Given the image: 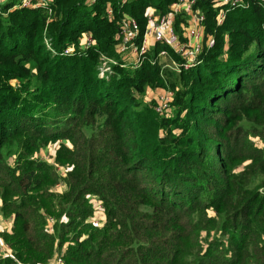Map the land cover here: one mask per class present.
Listing matches in <instances>:
<instances>
[{
  "label": "trees",
  "instance_id": "obj_1",
  "mask_svg": "<svg viewBox=\"0 0 264 264\" xmlns=\"http://www.w3.org/2000/svg\"><path fill=\"white\" fill-rule=\"evenodd\" d=\"M18 1L0 3V200L14 218L0 264H264V0L220 25L216 0H195L215 44L191 69L160 63L157 43L109 75L123 17L140 42L148 8L177 0H54L51 17ZM159 87L172 113L144 100ZM59 141L51 164L40 154Z\"/></svg>",
  "mask_w": 264,
  "mask_h": 264
},
{
  "label": "built area",
  "instance_id": "obj_2",
  "mask_svg": "<svg viewBox=\"0 0 264 264\" xmlns=\"http://www.w3.org/2000/svg\"><path fill=\"white\" fill-rule=\"evenodd\" d=\"M7 0H0V3H5ZM121 5H124L132 0H118ZM54 0H19L17 7L42 8L47 11L51 17L53 13ZM195 0H177L171 5V10L168 13L160 14L156 8L149 7L146 12L147 25L142 40L139 42L140 26L136 18L124 16L120 25L119 32L116 36V49L119 53V59L108 57L104 54L101 56L100 73L101 75H109L113 71V66L121 65L123 67H139L145 59L147 53L160 43L166 46L158 53V61L164 66L181 72L188 70L200 62V55L205 48H210L215 44L213 35L205 33V15L201 10L195 8ZM244 0H216L215 5L219 7L217 16L218 25L222 24L229 6H242ZM107 13L109 17L114 15L112 7H108ZM182 15V26L184 30L179 32L176 27V18ZM188 24V26H187ZM186 26V27H185ZM95 39L91 33H85L81 47L86 49L94 45ZM47 45L50 47V41L47 40ZM73 51L68 47L65 52ZM162 59V61H160ZM174 93L171 90L164 92L158 99L155 110L157 113H164L171 106ZM0 200V205H1ZM101 206V205H99ZM102 220L99 225L104 223V214L100 216ZM90 222H99L97 217H90ZM54 219H48V229L53 232ZM11 231V230H10ZM8 244H2L3 254L8 250ZM51 264H65L61 256L54 258Z\"/></svg>",
  "mask_w": 264,
  "mask_h": 264
},
{
  "label": "rangeland",
  "instance_id": "obj_3",
  "mask_svg": "<svg viewBox=\"0 0 264 264\" xmlns=\"http://www.w3.org/2000/svg\"><path fill=\"white\" fill-rule=\"evenodd\" d=\"M219 13V11H218ZM183 17L182 15H179L177 18H176V21L178 22L177 23V26L179 28V32H182L184 30V27L182 26V21H183ZM186 19V17H184ZM188 26V24H187ZM186 27V26H185ZM162 61V59L160 60ZM167 90H170L168 87L167 88H157V89H148L147 92L145 93V95L143 96L144 97V100L148 103H154V105H157L158 103V99L159 97L164 93L166 92ZM172 109V108H171ZM170 110V108H169ZM174 110V108L171 111ZM254 142L258 145L261 144V142L255 138L254 139ZM61 141L57 142V143H53V144H49L47 149L43 150L42 153L40 154L45 160H47V162L49 163H54V157L53 155L55 154L57 148L59 147ZM60 173L62 175H66V169L63 168V166L60 167L59 169ZM63 189H64V183L61 181L60 183L56 184L54 187H53V191L56 192V193H62L63 192ZM261 192L264 193V188H261L260 189ZM101 205V206H99ZM96 209H97V214H95V216L93 217H97L98 221L99 222H94V225H97V226H101L99 225L101 223V219H100V216L102 215V213L104 214V208H103V204L100 202V201H97L96 202ZM48 219H51L53 217L51 216H47ZM54 219V218H53ZM4 220V215L0 216V223H2V221ZM55 222V221H54ZM104 222H105V218H104ZM104 224V223H103ZM102 224V225H103ZM54 229V228H53ZM2 250V249H1ZM7 252V251H6ZM3 253V251H2Z\"/></svg>",
  "mask_w": 264,
  "mask_h": 264
},
{
  "label": "crops",
  "instance_id": "obj_4",
  "mask_svg": "<svg viewBox=\"0 0 264 264\" xmlns=\"http://www.w3.org/2000/svg\"><path fill=\"white\" fill-rule=\"evenodd\" d=\"M2 215L3 214L1 213V205H0V216H2ZM13 220H14L13 217L7 218L4 216V220L2 221V223H0V231H2L3 229L10 231L12 229V226H13ZM2 244H4V242H2L1 245ZM8 250H9V248H8Z\"/></svg>",
  "mask_w": 264,
  "mask_h": 264
}]
</instances>
